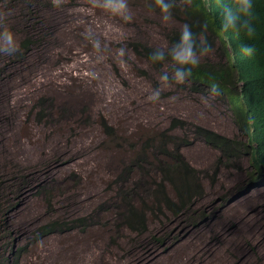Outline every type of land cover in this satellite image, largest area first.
I'll list each match as a JSON object with an SVG mask.
<instances>
[{
    "label": "rangeland",
    "instance_id": "374dc122",
    "mask_svg": "<svg viewBox=\"0 0 264 264\" xmlns=\"http://www.w3.org/2000/svg\"><path fill=\"white\" fill-rule=\"evenodd\" d=\"M175 4L183 6L184 0ZM88 5L89 0H65L57 9L45 0H0V14L10 11L4 19L18 50L16 60L0 55V264H127L134 254L149 251L158 252L153 259L159 262L189 234L201 241L191 264H217V258L264 264V184L246 185L250 156L222 159L191 130L202 126L247 144L239 113L226 97L191 83L164 90L156 104L147 99L157 71L137 46L169 45L182 22L163 24L145 0H130L131 24L88 12ZM72 22L83 30L73 29ZM87 28L101 40V54L85 38ZM121 46L128 57L123 65L116 56ZM221 60L216 50L202 62ZM174 121L187 126L171 134L186 138L180 153L199 172L204 191L179 215L157 212L154 197L147 201L134 189L150 170L130 165L144 154L155 165L172 161V147L166 157L155 154ZM18 147L36 154L27 158ZM130 204L146 211L144 232L127 226ZM54 221L66 230L41 237L38 229ZM88 252L93 263L86 260Z\"/></svg>",
    "mask_w": 264,
    "mask_h": 264
},
{
    "label": "trees",
    "instance_id": "16d2710c",
    "mask_svg": "<svg viewBox=\"0 0 264 264\" xmlns=\"http://www.w3.org/2000/svg\"><path fill=\"white\" fill-rule=\"evenodd\" d=\"M218 13L219 8L216 0H191L190 4L184 0L183 6L175 4L173 9L174 18L177 21L182 24L189 23L198 33L203 30L202 26L207 24L204 35L212 44L214 51L217 50L222 55V60L213 64L202 62L201 68L195 72L190 83L196 89H208L210 82H216L219 85L220 96L226 97L232 109L241 116L242 132L244 136L249 137L248 143L245 144L237 139L223 136L202 126H194L191 130L208 146L216 149L222 159L232 162L250 156L252 171L248 173L245 183L247 186L261 185L264 184V0H255L254 23L257 28V54L251 59L233 55L232 49H226L223 38L218 36L216 30L218 22L214 21V17L218 16ZM177 36L178 31H173L169 36V43H172ZM218 43H221L222 47L221 45L220 48L217 47ZM29 45L30 41L26 40L23 43L24 50L27 51ZM232 47L233 49L238 47L235 39H233ZM152 50L138 45L136 52L147 57ZM182 128L186 129L187 126H184L181 121H174L160 137V147H162L155 155L162 154L161 156H163L164 154L166 157V154H169L167 147H172L175 154L172 156V161L160 160L155 165L150 163L149 158L144 154L143 157L137 155L134 161L130 162V165L136 169L150 170L149 173L145 172L141 177L140 187L135 185L134 189L144 195L147 201L154 197L151 199V205L157 207V212L165 211L172 215L182 214L187 211L193 201L198 200L204 193L199 172L190 166L180 153L181 147L187 145L186 138L171 134ZM107 129L110 127L107 126ZM220 163L221 160L218 165ZM169 187L172 188L173 194H170ZM121 188L127 189L125 185ZM132 195H134L133 191ZM124 196L128 198L129 193L126 192ZM147 219L146 211H137L132 204L127 207L125 222L131 230L135 232L147 230ZM66 226L65 223L54 221L38 229V233L41 237H47L64 232Z\"/></svg>",
    "mask_w": 264,
    "mask_h": 264
},
{
    "label": "clouds",
    "instance_id": "9594fccd",
    "mask_svg": "<svg viewBox=\"0 0 264 264\" xmlns=\"http://www.w3.org/2000/svg\"><path fill=\"white\" fill-rule=\"evenodd\" d=\"M45 3L59 9L64 6L65 0H45ZM187 3L190 4L191 0H187ZM216 4L219 8L218 16L214 17V21L218 22L216 30L218 36L223 38L226 49H232V54L241 58L255 57L257 54L255 0H216ZM145 6L150 13L158 10L163 24L174 22L175 0H145ZM86 10L106 15L123 24H131L134 19L130 0H89ZM8 14L10 11L0 14V55L16 60L18 58L16 34L4 19ZM202 29L198 33L193 30L192 25L184 23L172 43L149 52L148 64L157 71V84L152 88L151 95L147 97L153 104L160 101L164 90L183 87L190 83L195 72L201 68L202 61L213 54L214 48L204 35L207 24L203 25ZM84 35L93 49L101 54V40L98 37L94 38L91 30L86 31ZM233 39L238 44L235 49L232 47ZM116 56L122 65L126 64L128 60L126 47L117 48ZM208 92L213 96L218 95L219 85L210 82Z\"/></svg>",
    "mask_w": 264,
    "mask_h": 264
},
{
    "label": "bare ground",
    "instance_id": "6f19581e",
    "mask_svg": "<svg viewBox=\"0 0 264 264\" xmlns=\"http://www.w3.org/2000/svg\"><path fill=\"white\" fill-rule=\"evenodd\" d=\"M58 22V21H57ZM56 23V22H55ZM57 24V23H56ZM77 26V28H76V26ZM58 27L57 28H60V26H61V28H62V30H63V34H61V35H64L65 34V26L61 23V22H59L58 23V25H57ZM72 28L73 29H77V30H80V31H82L83 29H82V27H80L77 23H73L72 22ZM88 30H91L90 28H87ZM92 31V30H91ZM104 32V31H103ZM107 32L108 31H106V33L105 34H107ZM100 33V32H99ZM98 33V34H99ZM82 34V33H81ZM104 34V36H106ZM112 34V33H111ZM99 35H101V34H99ZM108 35V34H107ZM65 36V35H64ZM74 44H76V43H74ZM73 44V45H74ZM78 44V43H77ZM73 45H71V46H73ZM71 46H68V48L69 47H71ZM67 48V47H66ZM96 72H97V70H96ZM101 73V72H100ZM58 77V75L57 74H55V78H57ZM55 78H51V80H53L54 81V79ZM55 80H57V79H55ZM6 81V80H5ZM4 81V82H5ZM8 82V81H7ZM7 82H5V83H7ZM111 82V81H110ZM109 82V83H110ZM51 84V83H50ZM112 84V83H111ZM110 85V84H109ZM25 88V87H24ZM24 88H22V89H24ZM30 89V88H29ZM36 89V88H35ZM31 90H32V88H31ZM28 93V92H27ZM33 93V92H32ZM94 99H95V97H94ZM97 100V99H96ZM37 145H39V144H37ZM49 145V144H48ZM38 148H39V146H37ZM48 147V146H47ZM18 148H21V147H18ZM33 148H35L36 149V147H33ZM22 149V152L27 156V158H28V156H30V155H33L32 153L33 152H35L34 153V155L36 154V150L35 151H31V150H29L28 148H21ZM40 149V148H39ZM38 149V150H39ZM13 146H10V148H9V154L11 155L12 154V152H13ZM40 150H42V149H40ZM45 151V150H44ZM48 151V150H47ZM38 153V152H37ZM52 154V152H47V154ZM37 156V155H36ZM31 157V156H30ZM36 159V158H35ZM32 160V159H31ZM98 177H100V176H98ZM97 177V178H98ZM101 179H102V177H101ZM97 181V180H96ZM101 181V180H100ZM99 181V182H100ZM98 182V183H99ZM183 238H185L184 240H183ZM183 238H181L180 239V243L176 246V247H173V248H171L167 253H166V255L164 256V259H170L171 258V260H170V263L171 264H191V262L192 261H194L195 260V258H196V256H194V254L192 253L193 252V250H195V248L196 247H199V248H201L200 246H199V242H201V241H197L198 240V238H197V240H193V239H190L191 238V234H189V235H187L186 237H183ZM200 239V238H199ZM201 240V239H200ZM236 240V239H235ZM169 247V246H168ZM197 250V249H196ZM199 251H202V250H199ZM199 251H198V253H199ZM191 252V253H190ZM149 254H146L145 253V255H144V253L143 254H140V253H138V254H134L133 255V257H132V259H130L128 262H127V264H163V262H164V259H162V261H159L158 262V260L157 259H153L155 256H157L158 255V252H154V251H149L148 252ZM217 253V255H220L221 253H220V250L218 251V252H216ZM201 256V255H200ZM158 257V256H157ZM130 258H131V256H130ZM162 257L160 256V259H161ZM198 258V257H197ZM217 258V257H216ZM159 259V258H158ZM218 260H217V264H226L225 262H224V260H220L219 258H217ZM86 260H87V262L88 263H93V261H94V256L92 255V253H90V252H88V254H87V256H86ZM215 260V259H214ZM48 262V261H47ZM50 263V262H49ZM48 264V263H47ZM166 264V263H165Z\"/></svg>",
    "mask_w": 264,
    "mask_h": 264
}]
</instances>
